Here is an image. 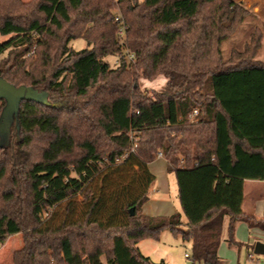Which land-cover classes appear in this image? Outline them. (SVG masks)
Segmentation results:
<instances>
[{
    "label": "trees",
    "instance_id": "trees-1",
    "mask_svg": "<svg viewBox=\"0 0 264 264\" xmlns=\"http://www.w3.org/2000/svg\"><path fill=\"white\" fill-rule=\"evenodd\" d=\"M53 5L60 11L50 22ZM114 7L126 25L124 48ZM252 15L236 0H0V35L9 36L0 43V77L28 90L0 131V246L23 234L15 264H49L48 251L63 264H164L138 247L162 231L190 240L194 262L218 264L225 217L229 245L236 222L264 232V217L241 210L244 183L264 181V63L251 60L258 45L226 60L221 53ZM77 39L83 50L69 47ZM116 55L111 68L105 58ZM160 75L162 91L140 90V79ZM159 150L175 174L181 214L149 217L141 209ZM128 163L142 173L138 186L121 189L122 202L116 195L101 220L102 198L89 184L103 165ZM77 196L87 208L72 219ZM62 202L67 215L52 225Z\"/></svg>",
    "mask_w": 264,
    "mask_h": 264
},
{
    "label": "rangeland",
    "instance_id": "rangeland-1",
    "mask_svg": "<svg viewBox=\"0 0 264 264\" xmlns=\"http://www.w3.org/2000/svg\"><path fill=\"white\" fill-rule=\"evenodd\" d=\"M21 1L29 2L30 0ZM139 1L141 2L143 0ZM236 1L238 3H242V5L250 10L253 15L245 18L236 30L230 34L226 41L221 43L222 59H228L232 52L241 53L246 47H249L251 51L250 53H252L258 45L257 50H254L251 60L264 63V0H250L251 2L257 4L256 6L258 7H256V9L249 5L246 1ZM56 9L57 5H53L51 9L46 11L50 22L56 21L54 13H58L57 11H60ZM112 13L120 14V11L117 7H114ZM8 38L9 36L0 35V43L5 42ZM68 45L76 51L83 50L85 47V43L81 39L73 40ZM118 58L119 57L117 55L109 56L106 57L105 60L108 64H110L111 68H116V66H118ZM165 81L166 78L160 75L148 80L140 79L138 84L142 92H160L163 89ZM6 142L7 136L0 133V145H5ZM158 152H160V150L153 154V162H151L148 166V171L155 177L154 183L148 188V198H155L156 200L166 199L172 203V205H175V208H177L178 212L181 214L180 204L178 203V189L176 187L175 174L167 171V164L169 162L168 158H165L163 155V159L156 158V154ZM120 161L116 163L119 164ZM179 165L180 162L177 166ZM141 176L142 173L138 170V167H132L131 163L120 165L118 169L114 168L112 170L105 169V166H102L101 172H99L89 184L94 192V195H99L102 198V209L100 213L101 220L105 218V215L110 207L109 205L113 199H115L116 195L119 197L118 206L122 202L123 191L121 189L127 187V185L131 183L134 186H138V179ZM261 182L246 181L245 183L246 195L244 203L246 215L258 214L264 209V184ZM165 192L168 194L167 196H164ZM71 204H73V207L75 208L72 219L81 217L87 208L86 204L82 202V198L80 196L73 198ZM67 205L68 202H62L56 209H53L52 213L54 214L49 223L52 225L59 224V222L67 215ZM158 209L159 207H156V210ZM147 210L148 207L145 212H148ZM163 210L164 209L161 211L158 210L159 215L167 216L164 212L170 210ZM50 212L51 211H48V213L44 214V220L49 219ZM262 217H264V215ZM262 217H257V219H262ZM122 219V212L117 211L114 221L120 222ZM182 219H185L184 216H182ZM228 222L229 219L225 218L221 234L222 240L218 248V264H264V255H255L253 250L256 243H264V232H261L258 229H248L244 223L236 222L232 231L233 239L236 244L229 245L226 242L229 239L227 232ZM183 228L185 229L186 226L183 225ZM23 247L24 240L22 233L8 237L4 245L0 246V264H15L14 258L16 253L21 251ZM139 248L140 252L150 258L152 263H160L163 261L164 264H189V261L184 257V255L188 254L192 256L191 241L183 239L181 236L173 235L170 231H162L159 234L158 239L141 241ZM47 253L50 255L49 264H63L60 258L55 259L51 255L50 251ZM101 261L105 263L104 257ZM194 263L203 264L202 262Z\"/></svg>",
    "mask_w": 264,
    "mask_h": 264
},
{
    "label": "water",
    "instance_id": "water-1",
    "mask_svg": "<svg viewBox=\"0 0 264 264\" xmlns=\"http://www.w3.org/2000/svg\"><path fill=\"white\" fill-rule=\"evenodd\" d=\"M28 90L25 87L15 88L9 82H5L0 77V98L4 99L5 107L3 108L0 121V131H7L9 121L8 117L16 112L17 101L22 98L24 93H27ZM130 215H133V210L130 211ZM254 254L263 256L264 255V243H256L253 247Z\"/></svg>",
    "mask_w": 264,
    "mask_h": 264
},
{
    "label": "crops",
    "instance_id": "crops-1",
    "mask_svg": "<svg viewBox=\"0 0 264 264\" xmlns=\"http://www.w3.org/2000/svg\"><path fill=\"white\" fill-rule=\"evenodd\" d=\"M246 183V182H245ZM245 183H244V194H243V201H242V207H241V210H242V213L243 214H245L246 215V212H245V203H244V198H245V195H246V190H245ZM261 183H263L264 184V182H261ZM260 183V184H261ZM168 194L165 192L164 193V196H167ZM151 197H153V196H151ZM156 204V205H155ZM147 207H148V212H145L146 211V209H147ZM156 207H159V209L158 210H162V209H164L165 211H167V210H170V211H167V212H164V213H166V215L167 216H170V215H173V214H176V213H179L178 212V209L177 208H175V205H172V203H170L169 201H167L166 199H160V200H156L155 198H151L150 199V197L148 198V201L146 202V203H144L143 204V206H142V213L144 214V215H146V216H149V217H152V216H160L159 215V212H158V210H156ZM163 210V211H164ZM169 212V213H168ZM251 215H253L254 217H262L263 215H264V209L261 211V212H259L258 214H251ZM162 216H164V215H162ZM167 216H164V217H167ZM226 218V217H225ZM224 218V219H225ZM181 220H182V222L183 223H185L186 222V220L185 219H182V217H181ZM245 225V224H244ZM246 226V225H245ZM248 228V227H247ZM253 230V229H252ZM263 232V231H262ZM141 243V242H140ZM139 243V244H140ZM139 244H138V247H139ZM140 249V248H139ZM150 259V258H149Z\"/></svg>",
    "mask_w": 264,
    "mask_h": 264
},
{
    "label": "built area",
    "instance_id": "built-area-1",
    "mask_svg": "<svg viewBox=\"0 0 264 264\" xmlns=\"http://www.w3.org/2000/svg\"><path fill=\"white\" fill-rule=\"evenodd\" d=\"M114 17V22H116V30H115V36L117 41L119 42V45L121 48H124L125 46V40H126V25L122 19V16H120V14L115 13ZM124 50V49H123ZM127 53V50H124ZM128 60H132L133 58V54H128L127 55ZM198 109H193L186 117V120L188 123L190 124H195L197 121V117H198ZM156 158L158 159H163L162 154L160 152H158L156 154ZM119 159L116 160V162L118 163ZM184 160L182 159L180 161V165L178 166V168H182V164H183ZM184 257L189 261V264H195L194 261L192 260V257L188 254H185Z\"/></svg>",
    "mask_w": 264,
    "mask_h": 264
}]
</instances>
